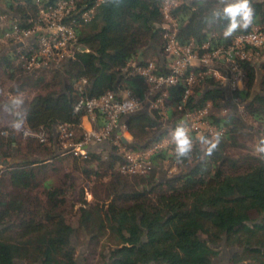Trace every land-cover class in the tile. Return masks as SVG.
Listing matches in <instances>:
<instances>
[{"label": "trees", "instance_id": "16d2710c", "mask_svg": "<svg viewBox=\"0 0 264 264\" xmlns=\"http://www.w3.org/2000/svg\"><path fill=\"white\" fill-rule=\"evenodd\" d=\"M57 1L4 0L12 17L11 24L0 29V36L14 20L22 29L30 27L29 19L37 16L41 6ZM78 1L92 7L98 0ZM160 8L161 0H101L93 18L77 30L87 51L59 68L36 71L49 72L48 79L35 72L27 74L16 62V54L7 51L0 55V68L8 79L21 80L20 88L42 91L25 101L21 117L29 129L42 128L47 133L46 143L32 138L22 143L13 130L6 136L1 132L7 127L0 128V165H8L14 149L23 153L22 161L0 171V264H76L72 245L76 229L65 216L71 186L54 188L44 183L48 172H57L59 167L93 177L104 189L106 203L80 206L76 222L86 235L98 240L106 237L111 243L108 252L101 254L102 264H212L220 246L237 250L232 264H264V61L241 63L245 79L242 90L235 93L244 112L262 125L260 157L236 158L226 153L227 148L238 145L239 138L251 137L252 129L235 115L220 114L231 101L212 78L199 83L185 104L184 86L170 88L165 115L144 109L123 117L130 142H103L109 147L90 150L86 159L59 155L57 125L74 124V140L83 139V113H73L79 79H88L90 97L117 89H128L139 97L145 87L143 80L128 76L123 69L130 62L146 65L149 61L144 57L149 52L157 59L152 61L155 72L167 73ZM172 17L180 45L191 40L197 45H226L236 35L264 25V0H181ZM224 31L227 37L222 36ZM256 83L259 93L255 94ZM206 103L210 104L208 120L224 128L222 136L209 141L205 149L196 139L191 147L161 149L150 158L152 169L146 174L120 173V148L132 152L149 149L180 129L187 109ZM97 118L101 126L103 119ZM41 155L47 158L42 161ZM165 160H175L185 171L160 180L157 166ZM104 178H108L105 183ZM39 185L44 194L37 193ZM252 213L259 220L252 219Z\"/></svg>", "mask_w": 264, "mask_h": 264}, {"label": "built area", "instance_id": "2783aa9c", "mask_svg": "<svg viewBox=\"0 0 264 264\" xmlns=\"http://www.w3.org/2000/svg\"><path fill=\"white\" fill-rule=\"evenodd\" d=\"M94 6L79 4L78 0H59L51 5L41 6L37 16L29 19L30 27L22 29L13 21L11 28L0 36V43L15 45L16 62L28 73L38 70H52L61 67L69 60H74L77 53L87 51L79 42L77 30L89 22L95 13ZM181 0H161L162 28L165 30L164 55L167 60V73L157 74L152 61L146 65L130 62L123 69L128 76L143 80L145 86L141 96L134 97L128 89L108 91L99 97L88 96L89 82L81 78L75 83L79 98L73 106V113H83L82 119L88 127L83 130V139L75 141V125L63 123L56 126L55 137L59 155H72L80 159L89 158L91 145L109 141L118 145L125 126L123 117L140 110H158L167 112L166 103L170 98V88L178 84L184 86L182 104L194 94V89L206 78H212L218 86L224 88L232 104L238 105L235 93L242 90L245 71L242 62L256 64L264 57V25L255 26L249 32L236 35L229 44L210 46L208 42L197 45L193 40L186 45L177 42V23L172 11ZM223 32V37H227ZM210 104L187 109L181 127L170 132L159 142L143 152H132L120 148L123 162L119 171L126 175L146 174L152 169L150 158L161 149L173 145L191 147L193 139L206 138L215 140L224 134V128H217L208 120ZM182 106H178L181 110ZM98 115L103 124L98 125ZM24 119L14 123L11 130L23 138H32L39 143L47 142V133L40 128L31 130L24 125ZM7 133V131H6ZM2 134H4L2 132ZM104 154V153H103Z\"/></svg>", "mask_w": 264, "mask_h": 264}, {"label": "rangeland", "instance_id": "374dc122", "mask_svg": "<svg viewBox=\"0 0 264 264\" xmlns=\"http://www.w3.org/2000/svg\"><path fill=\"white\" fill-rule=\"evenodd\" d=\"M12 14L6 8L4 0H0V29L7 27L11 24ZM15 45L11 43H0V55L5 52H9L11 55L16 54ZM145 61H153L157 60L154 56H152L151 52H149L145 57ZM264 61V57L258 58L256 64ZM48 71V70H47ZM49 72H45L42 74L41 72H35L36 75H44L46 79L49 78ZM258 78H260V72L257 71ZM29 74V73H27ZM21 80L13 79L10 80L3 73V69L0 68V128H4L2 132L3 135H7L6 131L11 132L10 129L13 127L14 123L21 121L23 117V104L25 101H28L31 97H33L36 93L42 92L37 89L22 87L20 88ZM259 87V86H258ZM201 89V88H200ZM259 88H255L254 93H259ZM253 93V94H254ZM220 114H231L235 115L237 118H240L244 121L247 128H251V137L249 138H239L238 145L236 147L227 148V154L230 156H234L236 158L242 157L245 155H254L261 156V143H260V129L262 127L261 124L252 120L243 109V105H235L231 104L227 106V108L223 111H220ZM20 117V118H19ZM1 132V133H2ZM15 132L16 137L19 141L24 143V139L20 134ZM20 137V138H19ZM199 143V146L205 149L209 143V141L202 137L196 139ZM131 141V140H130ZM98 145L97 149H101L102 147L108 148L109 146L105 143L94 144ZM92 145V146H94ZM99 151V150H98ZM23 153L17 151V148L14 149L13 158L8 160V165H0V171L5 170L7 166H10L14 163L22 161ZM30 157V156H29ZM28 157V158H29ZM40 160H45L47 157L39 156ZM33 159V158H32ZM24 160V159H23ZM46 162H51V160H47ZM55 166H58L56 162H54ZM59 171L57 172H48L46 176L45 185L50 184L51 187H58L62 184L66 186H71L68 188L67 203H66V219L74 225L76 232L72 238V245L75 249V261L76 264H99L101 260V254H106L108 249L111 247V243H108L106 237L101 239L91 238L89 235H86V232L77 227V215L78 209L80 206H93V205H104L106 200H104V189L101 188L99 181L94 179L93 177L87 178L85 175L79 172H69V169H64L59 167ZM158 178L160 180H165L169 177H172L175 174L181 173L185 171V167L177 163L175 160H165L163 162H159L157 166ZM69 175L66 177L65 175ZM102 180V179H101ZM108 181V178L103 179V183ZM42 185V184H41ZM39 185L37 188V193L41 195L44 194L45 189L43 186ZM43 197V196H41ZM100 197V198H99ZM252 219L259 220V217L252 213ZM219 255L212 259V264H232L230 263L231 258L233 257L236 249L225 248L224 246H220L218 248ZM15 264H22L21 262H16ZM246 264V263H244Z\"/></svg>", "mask_w": 264, "mask_h": 264}, {"label": "crops", "instance_id": "0c3cea01", "mask_svg": "<svg viewBox=\"0 0 264 264\" xmlns=\"http://www.w3.org/2000/svg\"><path fill=\"white\" fill-rule=\"evenodd\" d=\"M82 124H83V127L84 128H87L89 126L88 123H87V121L85 119H82ZM123 136L127 140V143L130 142L131 137H130V135L127 132H124L123 133ZM89 148H90V150L95 149V148L97 149L98 148V145H94V146L91 145V147H89Z\"/></svg>", "mask_w": 264, "mask_h": 264}, {"label": "water", "instance_id": "95a60500", "mask_svg": "<svg viewBox=\"0 0 264 264\" xmlns=\"http://www.w3.org/2000/svg\"><path fill=\"white\" fill-rule=\"evenodd\" d=\"M258 85H259V84L256 83L255 88H256V87L259 88ZM254 90H255V89H254ZM258 90H259V89H258ZM118 134H119L120 139L122 140V142H123V143H127V140L125 139V137H124L123 135H121V132H120V131L118 132Z\"/></svg>", "mask_w": 264, "mask_h": 264}]
</instances>
